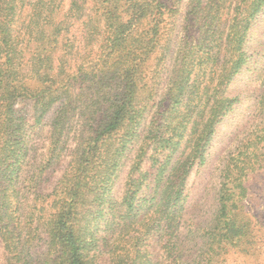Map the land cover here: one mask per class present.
<instances>
[{"label": "trees", "instance_id": "obj_1", "mask_svg": "<svg viewBox=\"0 0 264 264\" xmlns=\"http://www.w3.org/2000/svg\"><path fill=\"white\" fill-rule=\"evenodd\" d=\"M182 1L0 0L8 264H221L230 247L255 238L245 200L248 176L264 168V117L227 161L213 217L186 235L181 217L188 176L235 104L228 87L253 57L246 45L264 0H187L180 27ZM81 46L95 54L78 64ZM53 108L47 158L24 179L30 130ZM71 132L68 165L45 194L44 175ZM129 159L118 201L114 186Z\"/></svg>", "mask_w": 264, "mask_h": 264}, {"label": "rangeland", "instance_id": "obj_2", "mask_svg": "<svg viewBox=\"0 0 264 264\" xmlns=\"http://www.w3.org/2000/svg\"><path fill=\"white\" fill-rule=\"evenodd\" d=\"M68 1L66 0V3ZM179 8L180 12L176 17L178 18L177 22L180 20L179 25L181 27V20H183V15H185L187 10V0H183ZM183 33L184 31L181 34ZM174 36V38L179 39L178 34H174ZM81 47L79 53L76 54L77 63L82 60H91L92 57L90 56L95 54L92 51L93 48ZM246 51L253 57L250 63L233 78L228 87V94L236 99L235 104L232 110L217 125L215 133L209 141L206 162L202 165H195L188 176L185 189L187 194L186 205L181 217L184 235L189 232H197L200 227H203L213 217L218 207L217 197L227 161L232 152L245 142V138L249 134L260 131L259 126L264 117V10L259 14L258 19L254 21L250 30ZM80 57L82 59H78ZM173 59L170 60L169 58L167 60V67L170 68V65L173 67ZM85 64V69L89 70L91 67L89 61ZM167 76L164 73V76L160 79L165 86H167ZM28 109L30 110V108ZM54 110L55 108L47 114L42 125L30 130L31 150L28 163L23 172L24 179L33 174L35 168L47 158ZM29 120L30 123L34 122L33 118H29ZM257 125L259 126L257 127ZM73 135V132H71L70 139L66 145L68 151L62 155L58 165L49 169L44 175L42 191L45 194L53 190L68 165L70 160L69 150L74 148L76 144L73 140ZM263 144L261 143L262 146H264ZM178 152L176 151L173 158L179 155ZM130 164L131 159L127 160L114 186V198L118 201L122 199L125 192V183ZM150 165V160H147L143 165L144 170H147ZM247 186L248 198L245 200V209L254 224L255 238L248 245L230 247L229 250L223 253L221 264H264V168L252 172L248 176ZM147 192L149 190H146ZM43 236L45 237V235ZM199 249V246L195 247L193 253L198 252ZM0 264H8L6 250L1 238Z\"/></svg>", "mask_w": 264, "mask_h": 264}]
</instances>
